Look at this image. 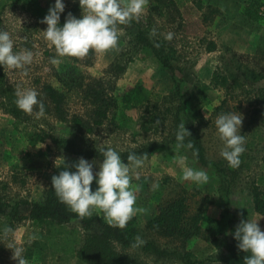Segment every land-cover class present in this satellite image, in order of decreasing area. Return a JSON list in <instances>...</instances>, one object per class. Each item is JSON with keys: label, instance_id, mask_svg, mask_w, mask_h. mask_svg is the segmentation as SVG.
<instances>
[{"label": "rangeland", "instance_id": "obj_1", "mask_svg": "<svg viewBox=\"0 0 264 264\" xmlns=\"http://www.w3.org/2000/svg\"><path fill=\"white\" fill-rule=\"evenodd\" d=\"M250 1L184 0L182 4H174L170 8L158 4L160 9L157 10L154 5L158 2L148 0L139 20L119 26L116 48L103 54L90 51L83 59L58 57L54 46L44 39L42 31L47 29V25L41 21L48 14L49 8L55 5V0L40 1L47 8L44 16L35 15L18 4L6 5L0 11V31L10 33L14 51L29 49L34 53V60L31 65L26 66L27 76H22L21 70H8L1 65L4 82L15 91L18 86L35 89L40 94L38 99L44 103L45 115L37 119L36 108L32 115L24 112L25 117L16 118L6 111L0 94V195L9 201L41 200L52 176L63 170L64 162L68 165L78 162L82 156L55 146L51 135L72 138L85 148L100 150L111 147L117 152L164 137L172 131V122L171 115L160 108L149 131L139 127L142 116V119L149 118L144 106L129 109L128 118L121 125L113 123L108 116L90 133L79 131L70 118L78 115L89 120L96 103L95 93L110 98L139 83L153 93L165 95L178 83L183 96L186 97L190 90L202 87L210 99L209 104L201 106V111L207 118L201 135L208 158H222L224 144L215 125L217 116L222 113L242 115L241 135L245 136V143L253 141L251 147L244 144L250 167L237 174L224 198L218 189L219 180L215 171L198 165L187 150L177 151L166 147L154 152L145 160L143 167L136 170L138 178L134 175L132 179V184L139 189L136 193V206L144 209L143 213L135 216L138 224L143 227L159 203L183 195L188 204V213L203 206L204 216L207 218H217L223 213L234 223L247 219L259 220L258 225L264 231V216L254 210L248 188L264 159V108L254 111L256 101L251 90L246 93L237 88H223L211 81L214 71H225V62L231 56L234 60L264 72V0H259L261 5L257 13H245V6ZM62 2L66 10L73 0ZM79 18H82V10ZM153 28H156L157 34L150 38ZM138 29L142 30L152 44L160 45L162 56L168 59V66L162 64L157 56L141 48V42L136 39ZM169 32L174 34L170 42L165 40V35ZM51 58L60 59L61 62L52 65ZM67 67L75 69V81L79 84H62L64 76L60 72ZM258 84L264 85V80ZM46 85L62 92L64 118L55 115L53 104L43 91ZM33 139L36 141H32ZM181 155L186 157L184 166L207 173L209 180L206 184L198 185L181 179L183 167L176 163L177 156ZM82 158L93 163L95 175L103 156ZM68 170L76 171L73 167ZM21 210L27 214L26 209ZM94 214L103 219L102 213ZM4 222L5 218H0V228ZM64 225L79 227L82 235L89 231L75 221ZM12 229L13 234L8 238L2 232L0 234V264H18L12 259L13 251L6 246L13 243L23 247L25 257L29 237L38 231L26 216L16 222ZM156 238L169 247L178 244L176 239ZM185 247L193 251L200 264H222L221 261L214 260L219 255V249L196 237L187 241ZM46 254L45 264H84L71 254L51 250ZM34 256L25 257L28 264H44ZM143 260L144 264H182L176 257L155 260L151 256H143Z\"/></svg>", "mask_w": 264, "mask_h": 264}, {"label": "trees", "instance_id": "obj_2", "mask_svg": "<svg viewBox=\"0 0 264 264\" xmlns=\"http://www.w3.org/2000/svg\"><path fill=\"white\" fill-rule=\"evenodd\" d=\"M40 1L0 0V11L6 5L18 4L35 15L44 16L47 13V8ZM156 1L158 3L154 5V8L157 10L160 9L158 6L161 4L170 8L174 4L178 6L184 2V0ZM260 5L259 0H251L245 6V13H257ZM81 10L79 0H73L70 6L60 14L59 26L64 25L69 13L79 18ZM136 39L141 42V48L157 56L162 64L169 65L168 59L162 56V49L152 44L141 29H138ZM224 68V72L218 70L213 72L212 83L223 88L241 89L246 93L251 90L256 101L254 111H258L260 107L264 108V85H257L258 82L264 80V72L241 61L234 60L233 56L227 59ZM60 73L64 76L62 79L64 86L79 84L78 81H75L76 73L73 67H67ZM43 91L53 104L55 115L58 118H64L61 104L62 92L50 85H46ZM0 94L6 111L16 118L25 117L24 112L15 103V90L11 85L4 82L1 65ZM94 95H96V103L89 120H85L78 115H73L70 118L72 124L81 132H92L94 127L103 123L108 116L113 123L117 122L118 125H121L128 118L127 111L139 106H144L149 114L148 119H142L143 116L140 118L139 127L144 131L151 129L150 124L157 118L159 108L164 113L171 115L172 131L170 133L159 140H151L138 147L119 151L122 162H127V155L133 152L137 155L146 153L149 157L154 152L166 147L176 149V132L179 124L183 122L186 129L191 133V137L185 138V143L192 140L194 149L181 150H187L191 153L198 165L212 168L215 171L219 180L218 189L224 198H226L237 174L250 167L247 151H244L240 156L241 163L237 168L230 167L223 157L217 160L207 157L201 135V129L206 119L201 111V106L209 104L210 99L202 87H197L194 91L190 90L185 97L182 95L178 83L165 95L153 93L141 84L136 83L121 91L118 96L106 98L98 96L97 93ZM32 141H36V139ZM51 141L58 148L85 158L102 157L100 150L85 148L72 138L51 135ZM252 144L253 141L249 140L245 143V146L251 147ZM194 150H198V158L193 156ZM91 188L93 191L97 190L98 185L95 180ZM248 188L252 196L254 210L264 216V159L261 160L259 172L249 182ZM22 208L26 209L27 214L21 210ZM204 210V207L201 206L193 213H188V204L185 197L177 195L159 203L155 207L154 213L147 218L143 227L138 224L136 217H134L125 228H114L110 227L97 214H93L91 218L79 219L65 204L60 202L50 182L41 200L9 201L0 195V218H5V222L0 228V234L3 233L5 225L13 228L15 223L23 217L26 216L31 219L38 228L34 235L38 238L27 244L25 257L31 258L35 255L43 263L46 259V252L51 250L74 255L84 264H144L143 256H151L155 260L176 257L182 264H200L193 251L185 247L187 241L196 237L213 248L219 249V255L214 257V260L221 261L222 264H244L245 255H250V253L241 251L237 247L238 241L234 238V232L240 221L234 223L231 219L226 218L223 213L217 218H207L204 216ZM70 221L77 222L89 231L82 235L79 227L64 225ZM137 235L146 243L134 248L132 244ZM156 236L165 239H176L178 244L169 247L161 244Z\"/></svg>", "mask_w": 264, "mask_h": 264}, {"label": "clouds", "instance_id": "obj_3", "mask_svg": "<svg viewBox=\"0 0 264 264\" xmlns=\"http://www.w3.org/2000/svg\"><path fill=\"white\" fill-rule=\"evenodd\" d=\"M148 0H79L82 9V18L77 19L71 13L66 22L59 26L60 14L65 10L62 0H55V5L49 8L48 14L41 23L47 25L43 32L44 39L54 46L58 57H72L83 59L90 51L97 54L106 53L118 46L119 26L129 25L133 20H139L145 11ZM157 34L156 28L150 32V38ZM174 34L169 32L165 40L171 41ZM159 47V44L155 45ZM34 53L26 48L14 51V41L8 31H0V65L8 70H21L22 76L28 75V68L33 63ZM60 59L51 58L52 65H58ZM16 105L26 114L32 115L34 109L36 118L45 115L44 103L38 99L40 95L35 89L17 87L15 91ZM205 119H207L205 117ZM159 123V121H157ZM243 124L241 114L222 113L215 120L219 137L223 141L224 148L221 156L232 168L239 167L240 156L245 151V136L240 129ZM191 137L185 123L181 122L176 132L177 151L181 149H194V143L185 138ZM103 160L99 164V171L93 173V163L84 158L78 162L62 167L58 175L51 178L52 188L56 196L79 219L91 218L96 213H102L105 222L114 228L123 229L138 214L143 213L142 207L136 206L138 187L132 184L133 176L138 178L137 169L143 167L148 154L129 153L127 163L122 162L121 155L111 147L101 148ZM193 156L198 158V150L193 151ZM186 157L177 156L176 163L183 167L181 179L192 181L198 185L206 184L209 180L204 170H196L186 167ZM76 169L75 172L68 170ZM96 181L98 188L93 191L91 185ZM259 220H241L234 232V238L238 241L237 247L245 255L244 264H264V231H261ZM13 229L5 225L3 236L8 238L13 234ZM38 237L30 236L29 242ZM146 243L139 235L134 238L132 247H139ZM6 247L13 251L12 259L18 264H28L24 257V248L9 243Z\"/></svg>", "mask_w": 264, "mask_h": 264}]
</instances>
